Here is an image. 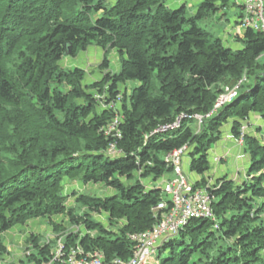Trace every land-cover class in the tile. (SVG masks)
<instances>
[{
	"label": "trees",
	"instance_id": "1",
	"mask_svg": "<svg viewBox=\"0 0 264 264\" xmlns=\"http://www.w3.org/2000/svg\"><path fill=\"white\" fill-rule=\"evenodd\" d=\"M195 1L0 0V264L9 254L7 231L32 219L61 231L52 220L58 215L77 227L62 239L65 254L78 245V258L99 251L107 260L128 259L129 234L155 222L151 208L162 195L143 180L170 172L165 155L186 145L190 169L202 174L221 125L231 119L237 136L250 112L264 122V32L239 29V46L231 48L198 23L227 0ZM91 47L103 52L96 81L76 64L63 65ZM111 50L118 64L109 70ZM244 75L236 97L203 117L223 87ZM131 80L137 84L127 88ZM108 100L116 106L103 107ZM182 114L190 117L178 127L156 130ZM194 114L202 116L195 130L188 125ZM116 115L120 137L106 136ZM244 138L247 177L209 186L215 221L191 220L180 239L157 248L158 264H264V141ZM110 141L121 153H106ZM65 177L111 192L72 190L75 205L68 206ZM203 184L202 177L194 182ZM24 238L17 264H58L56 240L31 231Z\"/></svg>",
	"mask_w": 264,
	"mask_h": 264
},
{
	"label": "built area",
	"instance_id": "2",
	"mask_svg": "<svg viewBox=\"0 0 264 264\" xmlns=\"http://www.w3.org/2000/svg\"><path fill=\"white\" fill-rule=\"evenodd\" d=\"M242 13L238 18V29L251 28L255 31L264 32V0H241ZM241 80L233 85L223 88L213 104V109L221 107L225 103L231 102L237 95ZM97 98L99 96H96ZM117 100L120 96L116 97ZM116 101L108 100L102 102L105 108L115 107ZM212 110L206 114H212ZM190 115H179L172 123H167L158 127V131H166L180 125L181 120ZM193 118L200 126L202 116L194 114ZM120 116L116 115L104 127L106 136L115 138L120 137L119 131ZM247 126L244 124L240 127L236 140L243 144ZM187 147L183 145L168 152L164 159L170 172L164 182L160 185L159 190L162 199L152 208L155 219L151 228L140 232L129 234V239L134 243L132 255L128 259L114 258L107 260L102 252L96 251L86 256L77 257L82 254V249L77 245L65 254L63 244L59 243L53 260L58 264H144L147 257L157 250L167 240L176 236L186 225L193 219L215 220L211 207L212 194L208 186L195 187L182 171V157L186 153ZM106 153L110 156H116L121 153L115 141H110ZM68 259H66V257Z\"/></svg>",
	"mask_w": 264,
	"mask_h": 264
},
{
	"label": "rangeland",
	"instance_id": "3",
	"mask_svg": "<svg viewBox=\"0 0 264 264\" xmlns=\"http://www.w3.org/2000/svg\"><path fill=\"white\" fill-rule=\"evenodd\" d=\"M180 2H181V0H167V3L171 7L178 6L180 4ZM191 2L193 5H195L196 1L191 0ZM191 2H187V8L188 9H189V6L192 5ZM224 2L226 4L225 6L219 8L216 11V13H212L207 18L202 19V20H198V23L200 26L204 27L209 33H211V35L213 37H221L223 39V41L225 42V44L228 45L229 47L238 48L239 43L233 41V38H234L236 31L238 30V23H236L235 20L237 19V16L241 15L242 10L240 8L238 0H227ZM194 11H195V9L192 10V12H194ZM93 48H97V47H91V48L87 49L88 52L87 51H79V53L77 54V56L75 58L66 57L63 60V65L69 66V65H75L76 64V66L85 69L86 63L88 60L87 55L90 53L89 61L91 62V64L90 63L89 64H90L91 69L88 70L87 77L89 75H91V77L96 76L99 79L101 76L99 74L98 66L100 64L102 57L100 58V55H98L99 53L97 54L96 51H93ZM96 56L99 60H95ZM107 57L109 60V67H108L109 70L116 69V66L118 64V62H117L118 57H117L116 52L114 50L109 51ZM246 81H247V78H246V75H244L242 77V83L246 82ZM136 84L137 83L135 80H131V81H127L126 86H127V88H131V87L135 86ZM124 86L125 85H121V88H123ZM226 86H229V85H225L224 87H226ZM218 108H220V107H218ZM218 108L215 110H212V113L214 111L218 110ZM209 115H211V113ZM209 115L206 116V114H205L202 116L206 118V117H209ZM188 125L194 130L199 128L198 123L196 121H191L188 123ZM161 126H163V125H161ZM161 126H159V127H161ZM236 142L238 143L237 140H236ZM242 143H244V142H242ZM238 145H241V144L238 143ZM212 147H214L213 144L211 145V148ZM188 159H189L188 156L186 154H184L182 157V164H184V160L187 162ZM182 164H181V166H182ZM182 171H183V167H182ZM184 171H183V173L188 178L187 174L189 173L190 170L184 169ZM67 176L71 177V173H69ZM188 180H190V179L188 178ZM144 181H145V179H144ZM63 182H64V185L69 186V187L66 186V188H69V189H65L66 192L68 193V196H69L67 199V203H66L68 206H74L75 205L74 197L72 196V190H75L78 192H87V193H91V194H98V195H104L108 192H111V188L104 187L101 184L88 183V184L83 185V184L79 183V181H77L76 179L69 180V179H67V177L64 178ZM160 185H161V182H159V184H157L158 187H160ZM52 220H54L55 222H58V223H62L64 225V227H62L61 231H54L53 228H51V226L46 221H43L41 219H32V220L28 221V223L25 225L26 227L24 228V230L22 228H20L19 226H16V227L10 229L9 231H7L4 235L7 239V246L9 249V254L5 256V260L2 261V264H10V263L17 264V261L20 258H23V255L26 252V239L24 238V236L26 234L28 235L30 233V231H31V233L40 234L42 236V239L46 238V239L56 240V243L58 246L59 243L63 242L62 239L64 238V235L66 233L73 232V231L77 230V227L70 226L69 224H67V222L63 223L62 215L54 216L52 218ZM214 227L215 228L217 227L216 223L214 224ZM175 238L180 239V236L177 235ZM57 246H56V248H57ZM75 247H77V246H75ZM74 248H71V249H74ZM156 256H157V251L152 252L147 257L144 264H158V258Z\"/></svg>",
	"mask_w": 264,
	"mask_h": 264
},
{
	"label": "crops",
	"instance_id": "4",
	"mask_svg": "<svg viewBox=\"0 0 264 264\" xmlns=\"http://www.w3.org/2000/svg\"><path fill=\"white\" fill-rule=\"evenodd\" d=\"M238 1L242 10V1ZM93 51H96L97 54L99 53L98 55H100V58H103V52L99 47L93 48ZM87 57L88 60L85 67L86 73H88V70L91 69V62L89 61L90 53L87 55ZM95 60H99L97 56L95 57ZM99 74L101 76L100 70ZM87 79L96 81L100 78L98 79L96 76L91 77V75H89ZM246 125V132L249 135H252L254 137H257L259 140L264 141V122L259 114L250 112L248 115V122L246 121ZM231 127V119L221 125L220 137L213 143L214 147H210L208 150V169L204 173L198 174L197 172L190 169V158L186 154L189 159L187 162L184 160V164H182V167L183 171L184 169L190 170L187 175L192 183L198 181L202 177L204 178L203 186L209 187L214 186L216 181L221 177H226V179H230L235 183H240L247 177L246 172L249 166V155L243 148V145H238V143L236 142V135L232 133ZM166 177V175H163L155 181H150L149 179H146L145 181L143 180V182L145 183L146 187H151L152 185L155 186L159 184V182H161L162 184ZM66 186L67 185H65V189H69L66 188Z\"/></svg>",
	"mask_w": 264,
	"mask_h": 264
},
{
	"label": "water",
	"instance_id": "5",
	"mask_svg": "<svg viewBox=\"0 0 264 264\" xmlns=\"http://www.w3.org/2000/svg\"><path fill=\"white\" fill-rule=\"evenodd\" d=\"M69 47H70V46L68 45V46H67V50H66L65 53H64L65 55H67V54L69 53Z\"/></svg>",
	"mask_w": 264,
	"mask_h": 264
},
{
	"label": "bare ground",
	"instance_id": "6",
	"mask_svg": "<svg viewBox=\"0 0 264 264\" xmlns=\"http://www.w3.org/2000/svg\"><path fill=\"white\" fill-rule=\"evenodd\" d=\"M246 122V121H245ZM245 139V138H244ZM200 184V183H199ZM202 185V184H201ZM211 189V188H210ZM214 199V198H213ZM183 231V230H182Z\"/></svg>",
	"mask_w": 264,
	"mask_h": 264
}]
</instances>
